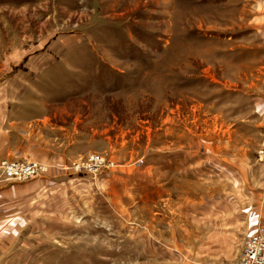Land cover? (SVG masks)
Returning a JSON list of instances; mask_svg holds the SVG:
<instances>
[{"label":"rangeland","instance_id":"374dc122","mask_svg":"<svg viewBox=\"0 0 264 264\" xmlns=\"http://www.w3.org/2000/svg\"><path fill=\"white\" fill-rule=\"evenodd\" d=\"M11 105L48 170L0 264H237L264 226V0H0Z\"/></svg>","mask_w":264,"mask_h":264},{"label":"built area","instance_id":"2783aa9c","mask_svg":"<svg viewBox=\"0 0 264 264\" xmlns=\"http://www.w3.org/2000/svg\"><path fill=\"white\" fill-rule=\"evenodd\" d=\"M258 158L264 161V135L257 149ZM109 163L99 153H90L88 158L77 163L73 170L91 175H98ZM4 179L13 182H24L33 179L48 170V166L35 160L9 161L1 163ZM237 264H264V226L249 235L243 244L242 253Z\"/></svg>","mask_w":264,"mask_h":264},{"label":"crops","instance_id":"0c3cea01","mask_svg":"<svg viewBox=\"0 0 264 264\" xmlns=\"http://www.w3.org/2000/svg\"><path fill=\"white\" fill-rule=\"evenodd\" d=\"M9 107L10 106H8L6 110H0V162L2 160L42 161L47 151L42 149V152H40V147L32 140L35 136L31 135V133L28 136H21L22 131L18 129V126L22 118L17 117V113L12 109V105L11 108ZM26 133L28 134L29 132ZM38 143H40V141ZM17 183L19 184V182L5 180L1 177L0 173V198L11 191L13 186H18ZM1 216L5 217V213H1L0 211V217Z\"/></svg>","mask_w":264,"mask_h":264}]
</instances>
